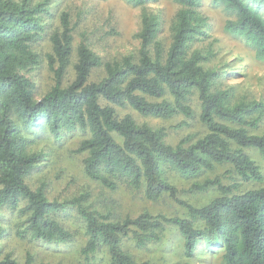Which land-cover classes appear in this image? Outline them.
<instances>
[{
  "label": "trees",
  "instance_id": "obj_1",
  "mask_svg": "<svg viewBox=\"0 0 264 264\" xmlns=\"http://www.w3.org/2000/svg\"><path fill=\"white\" fill-rule=\"evenodd\" d=\"M33 1L0 0V238L7 234L5 228L10 232L15 226L17 236L32 241H69L72 235L61 218L75 208L85 224L88 260L106 248L109 264H140L124 249L125 239L144 248L158 243L166 227L173 226L183 239L185 264H194L189 260L202 245L217 250L223 264H264V187L242 191L245 183L264 182L261 167L246 152L264 156V135L253 133L264 118V102H235L229 90L215 88L220 74L208 67L210 53L194 48L207 24L201 0H175L179 10L167 46L159 39L161 21L147 9L150 0H127L142 8L139 50L105 63L85 34L75 48L78 24L72 23L70 11L56 9L51 0ZM212 1L228 16L225 32L245 40L264 63V0ZM46 40L51 53L44 59L38 47ZM44 62L54 82L39 96L30 75ZM71 67L73 81L65 84ZM99 68L105 77L92 80ZM198 107L207 134L177 145L166 141L164 128L139 123L116 109L170 120L178 115L191 119ZM76 131L86 135L79 152L87 154L89 179L111 190L125 183L143 190L149 201L169 196L185 207L188 217L144 212L111 221L85 205L87 195L60 202L51 200L44 187L32 188L29 175L47 158L34 149L36 141L48 133L62 139ZM219 165L231 167L235 183L207 180L190 189L217 188L219 197L203 207L179 199L169 173L196 178ZM1 254L0 264H20Z\"/></svg>",
  "mask_w": 264,
  "mask_h": 264
},
{
  "label": "rangeland",
  "instance_id": "obj_2",
  "mask_svg": "<svg viewBox=\"0 0 264 264\" xmlns=\"http://www.w3.org/2000/svg\"><path fill=\"white\" fill-rule=\"evenodd\" d=\"M51 2H54L56 9L59 7L60 10L70 11L73 15L72 23L78 24L75 45L81 41V35L85 34L92 50L104 63L137 54L140 44L137 35L141 29L142 15L140 6L127 0H51ZM146 6L149 12L157 15L161 21L160 41L166 46L169 45L172 25L179 6L175 0H150ZM200 11L207 18V24L204 34L196 40L194 48L210 53L208 67L220 74L215 88L229 90L235 102L243 100L264 102V63L256 59L255 51L245 40L237 39L225 32L228 16L222 7L216 6L212 0H201ZM53 23L56 28V19ZM38 52L44 59L51 53V46L47 40L41 43ZM73 62L75 63V60ZM30 76L38 85L39 96L49 91L54 82L53 73L45 62ZM104 77V68H99L93 73L92 80H101ZM73 78L74 71L71 67L65 77V84H70ZM116 109L122 116L133 115L139 123L164 128L167 132L166 141L172 145H177L187 137L197 140L208 132L200 120L199 107L191 119L178 115L170 120L145 118L129 108ZM253 133L264 135V118L259 129ZM85 138L84 133L76 131L65 134L62 139L51 133L38 139L34 149L46 153L47 158L29 175L28 182L32 188L44 187L51 200L60 202L87 195L85 205L91 210L107 215L111 221H123L128 217L137 218L144 212L170 218L188 217L185 207L169 196L158 201H149L143 190H135L125 183H119L115 190H111L89 179L84 166L87 154L79 152ZM246 152L261 167L264 174V156L256 150ZM230 169L229 165H219L196 178H185L176 173H169V178L179 188V199L182 202L203 207L219 197L220 192L217 188L194 192L190 190L191 185L215 179H219L224 185H232L235 183L233 179L235 175ZM261 187H264V182L245 183L242 191ZM61 221L64 228L70 231L72 238L63 243L53 244L32 241L29 237H19L15 226L13 230L10 224L9 232L7 223L3 224L7 227L5 228L7 234L0 238L2 257L12 256L20 264H109L106 248H100L89 260L84 256L83 250L88 238L85 224L75 208H68ZM123 246L140 264H185L187 261L183 239L178 229L173 226L166 227L158 243H150L141 248L128 238L125 239ZM203 248L205 251H201ZM216 251H209V248L202 245L189 261L194 264H223L222 255Z\"/></svg>",
  "mask_w": 264,
  "mask_h": 264
}]
</instances>
